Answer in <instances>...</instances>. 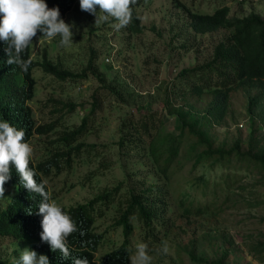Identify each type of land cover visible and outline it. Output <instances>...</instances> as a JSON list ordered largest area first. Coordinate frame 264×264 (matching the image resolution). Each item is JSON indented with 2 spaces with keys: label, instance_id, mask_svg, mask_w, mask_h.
Returning <instances> with one entry per match:
<instances>
[{
  "label": "rangeland",
  "instance_id": "1",
  "mask_svg": "<svg viewBox=\"0 0 264 264\" xmlns=\"http://www.w3.org/2000/svg\"><path fill=\"white\" fill-rule=\"evenodd\" d=\"M194 11L213 13L218 7L228 6L231 16L243 17L252 12L264 17V0H182ZM97 14L100 9L96 7ZM145 30L141 34L123 32L121 28L112 27L114 18L96 24V16L81 11L79 0L64 19L65 23L74 25L73 44H60V37H38L33 43L32 57L42 62L47 55L54 64L74 74H81L88 66L93 51L97 52L96 65L100 73L106 75L107 81L102 85L93 75L88 78L60 80L45 75L39 67L34 76L37 79L35 97L29 102L34 111L38 126L58 122L55 132L46 136H35L30 146L33 148L31 159L37 164L47 165L49 161L59 160L60 169L54 168L50 176L45 178L52 201L60 207H76L87 204L92 199L107 191H112L128 176L122 162H129L128 172L139 177L148 174V168L135 164L136 158H125L120 154L121 126L125 121L138 122L147 112L140 109L150 108L157 117L165 121V128L175 132V117L166 108V100L171 94L175 105L185 106L179 95L184 90L181 71L204 65L213 56L214 48L225 40L230 32H218L200 35L190 27L189 15L176 7L172 0H151L139 9ZM103 15V14H100ZM101 103L97 112L92 115L94 94ZM196 106L190 109L194 115L203 111L207 101L187 96V102ZM74 106V107H73ZM89 116V133L79 143L91 145V151L85 152L72 162L65 163L64 157H56L67 153L70 149L64 145L62 138L66 133L74 131ZM224 126L213 127L209 135L216 137L217 144L233 143L241 138L247 139L252 118L247 113V99L238 91L232 96L231 112ZM86 149V147H85ZM184 166L175 178L183 182L191 173L194 180L205 175L210 185L220 181L227 170L208 171L198 168L191 171L193 161L183 159ZM134 163V164H133ZM48 166V165H47ZM235 174V168L231 169ZM243 171L237 176L235 190L240 193L239 199L248 200L257 197L263 191L258 176L246 177ZM146 174V175H145ZM259 179V183H257ZM199 184V183H195ZM249 185L245 192L239 190L242 185ZM122 186L114 205L105 215L98 218L94 230L103 236L97 259L106 252L122 245L125 237L122 227L115 225L128 192V186ZM212 188V187H211ZM211 191V190H210ZM191 199L212 205L211 212L203 216L186 217L180 208L178 191H172V212L168 220H161L160 236L157 251L152 253V264H264L258 260L260 256L249 251V244L264 241V206L248 209L235 201H226L225 194L219 190V200L214 203L210 192L204 195L203 189L195 186L189 191ZM244 194V195H243ZM10 198L0 199V209H5ZM230 237L232 244L223 237ZM141 233L133 236V248L141 243ZM167 241L168 252L158 251L161 243ZM226 247H228L226 252ZM196 250L199 260H193L189 251ZM23 251L19 243L0 246V257L14 263ZM135 252V251H134ZM133 252V254H134ZM132 254V255H133ZM261 258V257H260Z\"/></svg>",
  "mask_w": 264,
  "mask_h": 264
},
{
  "label": "trees",
  "instance_id": "2",
  "mask_svg": "<svg viewBox=\"0 0 264 264\" xmlns=\"http://www.w3.org/2000/svg\"><path fill=\"white\" fill-rule=\"evenodd\" d=\"M77 1L45 0V3L49 8L58 7L64 20ZM149 1L151 0H137L132 6V22L121 28L123 32L135 34L144 32L145 27L139 9ZM172 2L189 15L190 27L195 33L206 35L220 30L230 32L229 36L214 48L209 62L185 69L179 74L184 84V90L179 95L185 101V106L190 105L191 109L196 107L190 102L186 103L187 96H191L203 102L207 101L203 111L194 115L184 104L175 105L170 94L165 104L167 112L175 117V132L167 131L164 119L157 117L155 111L150 108H142L138 111L147 112L138 122L131 120L122 123L118 143L120 154L127 159L136 158L135 164L146 166L149 170L148 174L145 177H139L137 173L131 175L127 171L129 162L126 164L122 162V167L128 176L125 183L97 196L87 204L71 208L61 207L79 228V231L68 237L71 250L68 259H63L58 250L53 252L47 243L41 241L43 217L37 215L41 197L30 193L21 185L15 166L11 165V179L4 186V196L10 198V201L5 209H0V246L19 243L22 250L27 248L38 255L47 256L50 264H73L74 258L83 257H87L90 264H130V257L135 251L133 236L135 237L138 231L141 233V242L147 243L152 249L151 254L157 251L160 236L158 225L161 220H168V215L172 212V191L180 193V208L186 217H199L214 212L209 201L205 204L200 202L197 204L191 199L189 191L194 190L195 186L201 187L204 195L206 192L211 193L215 199L213 205L219 200L220 190L225 194L226 201H235L253 210L264 206V187L257 197L248 200L239 199L240 193H235L239 178L237 175L243 171L246 172V177L258 176L261 183L259 179L257 183L260 186L264 185V17L255 12L243 17L231 16L228 6L218 7L213 13H203L187 7L182 0H172ZM41 36L43 34L38 32L33 38V43ZM6 47L7 45L0 41V120H7L17 129H23L26 132V142L29 144L35 136L49 135L59 126L56 121L38 126L34 111L29 105L35 97L38 86L34 76L37 68L40 67L45 75L60 80L86 79L93 75L102 85L107 81L106 75L100 73L96 65L98 59L96 51H93L88 66L83 72L74 74L54 64L47 55H44L42 62L35 61L32 57V45L23 54L24 59L31 58V64L25 72L16 65L7 64ZM238 91L245 95L247 113L252 118L249 134L245 141L238 138L231 144H217L216 137L209 135V131L213 127L224 126L227 123L232 107V96ZM97 93L98 91L94 94L92 115L101 105ZM88 119L89 116L84 117L77 129L66 133L62 138V142L70 150L56 157L66 158L65 163L69 167L75 159L93 148L91 145L79 143L89 133ZM184 158L193 161L189 172L198 168L211 172L215 170L228 172L213 185H210L205 175L199 177L198 182L191 173L181 182L175 177L182 171ZM58 159L49 161L47 166L36 165L30 158V166L37 173L35 177L37 182H45V178L50 176L54 168L60 169ZM232 168H235L238 174H232ZM126 183L127 196L115 222L116 226L122 227L125 239L121 246L97 259L96 254L99 252L103 236L95 232L94 225L98 218L105 215V209L109 210L114 202L121 201L118 196ZM248 188H250L248 184L241 185L239 190L243 193ZM46 191L49 194L47 185ZM260 237L264 238V234ZM223 239L232 244L229 236ZM248 248L250 253L261 257L258 260L264 262V241H254ZM227 249L228 247H226L228 253ZM189 253L194 261L207 263L206 260L197 258L196 250L193 249ZM0 264L14 263L0 257ZM218 264L223 262L219 261Z\"/></svg>",
  "mask_w": 264,
  "mask_h": 264
},
{
  "label": "clouds",
  "instance_id": "3",
  "mask_svg": "<svg viewBox=\"0 0 264 264\" xmlns=\"http://www.w3.org/2000/svg\"><path fill=\"white\" fill-rule=\"evenodd\" d=\"M81 11L96 16V24L114 18L112 27L116 30L128 26L133 19L132 6L137 0H79ZM100 13L97 14L96 7ZM103 14V15H100ZM74 25L67 24L61 18L58 7L49 8L45 0H0V41L7 47V64L16 65L27 71L31 58L24 59L23 54L33 45V38L42 33L43 38L60 37V44H73ZM26 132L17 129L7 120H0V198H4L5 184L11 179V165L20 177L21 185L30 193L38 194L41 201L38 213L43 217L40 239L47 243L53 252L57 250L63 259L71 255L68 237L79 231L76 222L55 202L46 191V182H37V173L30 166L33 148L26 142ZM83 235V233H81ZM158 251L168 252L167 241L161 243ZM152 249L147 243L136 245L130 264H152ZM14 264H50L45 255L24 249ZM73 264H90L87 257L74 258Z\"/></svg>",
  "mask_w": 264,
  "mask_h": 264
}]
</instances>
